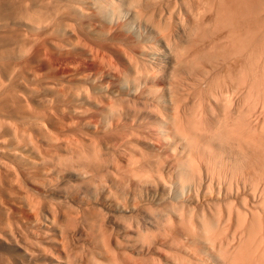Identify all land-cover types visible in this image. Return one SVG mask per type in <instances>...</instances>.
<instances>
[{
    "label": "bare ground",
    "instance_id": "6f19581e",
    "mask_svg": "<svg viewBox=\"0 0 264 264\" xmlns=\"http://www.w3.org/2000/svg\"><path fill=\"white\" fill-rule=\"evenodd\" d=\"M77 1L80 2L83 0H76V3ZM108 1L110 3L113 0H107V2ZM124 1V6L122 4H119L120 2L118 3L115 0V3L111 2L112 4H109L111 5L109 7L106 1V4H102L104 0L103 2L101 0L102 3L99 0H84V2L88 4L87 6L97 8L96 13H98L99 11L100 15L99 19H96L100 24H102V21L100 22V19H102L103 17L105 18L107 10L110 9V19L116 18L118 20L121 16L125 18V16H127L125 14L130 15L129 18L127 17L129 19L128 22L132 23V26L135 25V27L137 28L136 32H134V37L137 34V36H139V33L141 34V30L143 32V34L140 35V40H142V44H140L141 47L140 45L139 48L136 47L135 42L132 40L134 42L136 52L138 51L137 48L140 49L139 53L133 51L135 54H138L139 57L137 58H140L139 60L133 59L132 55H127L129 53V51L127 50V45V49L124 48L126 51H128L127 54L126 52H123L124 55L126 54L125 58H127V70L124 68V72L122 70V72L120 71L121 73H117L114 69L118 68L120 65L118 67H116L115 65L114 68L112 67V65L114 64H110V66L114 68H111L112 70H114V74H117L115 75L116 78L114 80L115 82L113 81V84H111V82L108 80L109 78L106 79L108 80V83L105 79H103V73L101 78L104 81L99 79L97 80L96 78L100 77L99 75H96L95 72V75L97 77L95 76V78H91L93 83L91 80H89L90 76H93V74H90V76L87 73H84L85 76L81 74L85 78H87V75L89 76L88 80L91 82L89 83V81L85 78H83V80L85 79V81L83 82L88 81L87 83H92L93 86L90 87L93 88L95 92L97 91L96 94L98 92H109L110 95L111 93L116 95V98L111 101L108 100V98H105V100H107L106 102L110 101L106 104L105 101H103L101 98L100 100L99 98H97V96L95 97L100 101H103L102 104H105H101L103 106L102 107L99 104L101 102H97L95 99V101L99 104H95V106H101V109H98L99 113L95 111L96 114H98L96 115V117L98 118V124L99 118L104 125H106L105 123L109 124V120L111 125L115 124L116 121L120 120L121 118V120H123V118L129 119L131 121V125L133 124L132 126H130L129 123L127 126L128 128H125L126 125L124 124L127 120L125 122L122 121V123L124 122V124L121 123L122 127L125 126L124 128L127 130L125 131L124 128L122 129L121 127V129L125 131V133H123L122 130L120 131L123 133V137H120L121 133L119 134L121 141L116 136L117 141L119 140L122 143L120 144V146H118L117 144H119V142L116 143V141L114 140L116 143L115 146H117L118 148L115 147L117 148V153L111 155L118 154L119 156L117 157H120V161L119 159H116V162H114L112 160L113 158L108 154L105 155L103 153L102 156L99 153L97 154L98 149L97 151L95 150L96 148L92 150L93 146L88 152L90 154L87 155V149L83 151L84 153H86V157L82 153H79V149L77 150L79 155H81L79 157L82 158V155L84 156L81 160L82 162L85 161V158L87 162L89 159V161L92 162L94 168L96 167L98 169L97 177L106 174L108 176L110 174L113 179H116L117 177V181L114 180V183L117 182V186H120V188L118 187L119 189L117 188L119 194L123 192L125 194V197L129 201V204L126 205V208L124 206V203L126 202L125 204H127V201L124 200L125 202L122 204V206L125 207L124 209L126 211L123 212V210L122 214H125H120V216V212H117L118 219L112 215L111 211H109V215L111 212V215L113 216V223L116 224V227H111V229L117 228L116 230L118 231L116 232L118 233L120 231L125 239L124 241H122L125 242L123 244L129 246L130 250L132 249L134 252H136V254H138L139 257L137 256V259H133L131 258L132 256H129V259H133L130 261H132V263L134 262V264H264V224L262 225V223H264V221L262 222V220L264 219H262L261 217V214L264 215V0ZM77 4L81 5V3ZM83 7L81 6V8L78 7L77 9H84L86 5L84 8ZM88 8L86 7V9L88 10L87 12L84 10H82V12L84 11L85 14L87 13V15L88 12L91 14L92 12L89 11ZM94 11L96 10L94 9ZM74 12L76 13V11ZM75 13H72V15L74 16ZM93 13L92 14L96 17V13ZM81 16L82 19L87 17L86 15L84 16L82 14ZM81 16H76V19L78 20V17L81 18ZM95 17H93V19ZM72 19L73 17L71 18V20ZM82 19L79 20V22H81ZM86 19L83 20H86L87 25L89 24L90 26H88L87 30L92 32L91 34H89L85 29V31L89 35L95 33V35L102 34L101 36L104 37L107 34L106 31L108 32V34L110 33L109 27H107L108 30H106L105 28H98L102 27V25L104 26V24L106 25V23H103L101 26H99L97 23L98 21L96 22L95 19H92V22L89 21L91 20V18L89 20L88 18ZM110 19H108V21H110ZM58 21L60 20L58 19ZM88 21L91 22L92 25L88 23ZM79 22L76 23L80 25ZM128 22H123V24L120 25L121 22L118 23L117 21V25H120V27H122V30H124L125 32L129 30ZM84 23L85 22H83V24ZM96 25H98V29L96 28ZM112 25L115 26L116 23L111 24L110 27ZM106 26L109 25L107 24ZM113 26L110 29H113ZM83 27H81V29H83ZM120 27L119 30H121ZM85 28H87V26ZM81 29H79L80 32L82 31ZM137 30H140L139 33H137ZM118 31L116 33H118ZM82 32L81 33L84 35L85 32ZM111 36L108 35L109 38H113V36ZM127 36L128 35L126 34V38L130 40V38H128L130 36V33L129 36ZM108 37L107 39H109ZM115 38L116 37H114V39ZM122 38L123 36L121 37V39ZM135 41L138 43L139 40ZM103 43L105 44V42ZM130 45L132 46L133 44ZM134 46H132V48ZM113 47H116V42L115 46ZM122 47L118 49L119 54H121V50L123 49ZM129 50L130 52L132 51L131 49ZM97 51L99 50H96L95 54ZM100 53L104 54L103 51ZM106 56L107 55L105 53L104 58ZM96 57L98 58V54ZM121 57L118 58L120 59ZM166 57H168L167 63L164 62V59ZM100 58L101 57H99V59L97 60L101 61L103 57L101 59ZM107 59L108 58H106V60ZM108 60L110 61L111 59L109 58ZM136 60H138V62ZM109 61H105V63ZM108 66L107 68L105 66L104 69L109 70ZM161 66H164L167 72V75L165 74L166 72H164L165 77H167V83H165L164 85H160L161 83L158 84V81L156 82L157 79L155 80V77L158 76L157 73ZM111 71L109 70V73ZM160 73L162 75V71H160ZM105 74V78H107V71ZM110 74H108V76ZM114 74H112L113 77H115ZM81 75L78 74L76 76L77 79L79 78V76L81 78ZM111 78L112 77H110V80ZM104 82L106 84H109L110 82V85L108 86ZM84 84L81 85L84 87ZM77 90L81 91V89ZM73 92L76 93L75 91ZM82 92L86 93L87 91L85 92V90H82ZM95 92L93 93L95 94ZM78 93L72 94L73 96L76 95L77 97ZM105 93L104 96L108 97L109 94L107 93L108 96H106ZM89 94L92 93L90 92ZM129 94L135 96H129ZM136 95L138 96L136 97ZM73 96L69 94V97H66H71L72 99L74 98ZM80 96L83 97L82 102L84 103V97L89 95ZM102 96L103 95H101V97ZM112 97L110 96L109 98ZM91 98L89 99L91 100ZM76 99H74L73 101L77 107L76 101L77 103H79L80 101ZM63 100H65V98ZM71 101L69 100V102ZM87 103L89 102L87 101ZM64 105L66 106V104ZM82 105L80 104V106ZM86 105H84V108L81 107L82 111L79 108L80 106L77 107L80 111L76 109V107L73 108V110L71 108V111H75L74 109H76L79 111V113L81 112V114L82 112H84L83 115H85V112L88 109L90 110L89 112H91L92 110L88 107L89 105L87 106L88 108H86ZM256 106H258L259 109L261 108V112L259 113H263L262 118L258 119V117H253ZM90 107L92 108V105ZM95 108L93 106L94 110ZM257 109L258 108H256V112L258 113L259 110L257 111ZM93 113L91 114L92 116H94ZM257 113H255V115ZM84 117L85 116H83V119H81V122L83 120V125L85 124L84 121H86L84 120ZM77 118L71 117L70 119L77 120ZM90 120L92 123L89 122ZM90 120L87 121L88 124H86L85 126H88L89 128L87 127L86 129L85 127L81 126L89 132L95 127L94 125V127L92 126L90 128V124L97 122V119H95V122H93L92 119ZM111 120L115 123H112ZM79 121L77 122L80 124ZM77 122L75 121V124ZM67 123H69V121L66 122V124ZM138 123L139 125H137ZM121 124L118 125L121 126ZM68 125L71 128L72 125ZM97 125L96 127L101 126ZM111 125L109 126L110 129L108 128L109 133L110 130H112ZM118 125L116 127L112 125L113 132L114 127L117 130L120 129L117 128ZM65 127L64 129L66 130L70 129H67V127ZM101 127L100 129H104V126L102 128ZM107 127L108 125L105 126L106 129ZM73 128L74 127H72V129ZM85 129L84 132L86 131ZM108 129L104 130V132L106 133ZM116 129L115 131L119 133ZM95 130L96 132H92L96 134L98 130L97 128ZM76 131H73L72 136L69 135V141L70 138L73 137L74 132H76L75 134L79 133V135L83 133L81 131L80 134V130L78 132V129ZM87 133H83L81 137H84L85 134L87 135ZM98 133V136L105 134H101V130L100 133ZM109 133H107L106 135L109 136ZM75 134L74 136L76 137ZM95 134L91 133L92 136H94ZM112 134L116 135L115 132ZM79 135H77V137L81 140L82 138ZM97 135L96 137L94 136L96 141L104 140L107 142L110 138H107L106 135H104L105 137H101H104L103 139H98ZM114 135L113 137H111V139L114 138ZM59 136L55 135L54 141L56 139L58 140ZM63 136H60L62 137L60 138V140L65 138V136L64 138ZM86 137H84V139H86ZM68 138L65 139V142L68 141ZM90 138V142L91 144H93L94 139L93 141H91L92 137ZM78 139L75 138L76 141ZM87 140L89 141V139ZM112 140L111 142L113 143ZM63 141L64 140H62V142ZM88 141L86 142L89 143ZM57 142L60 143V145H57H62V142ZM65 142H63L64 145L67 144ZM77 142L79 144V141ZM81 143L82 144H80V146L83 145L82 141ZM87 143L84 142V146H86ZM101 145L104 144L101 143ZM106 145H109L108 142L106 143ZM111 145L113 146L114 143L110 144L109 146ZM78 146L79 145H77V147L75 146L76 149L78 148ZM94 146H98L97 148H99L100 145H98L97 143V145ZM72 147L74 146H71V148ZM75 147L74 150H76ZM106 147L108 148V146ZM21 148L24 149V146H22ZM29 148L24 150L29 151ZM68 148L66 147L65 149L67 150ZM82 148L84 147L82 146ZM100 149L102 148H99V152H101ZM56 150H53L54 153ZM30 151L33 152L32 149ZM104 151L105 150H103L102 152ZM22 152L25 153L24 151ZM80 152L82 151L80 150ZM78 153H74L72 158H70L71 160L73 159L72 162L74 161L75 164V160L80 159L77 156V159L74 160V158L76 157L75 154L78 155ZM34 155L32 156L34 157ZM57 155L59 157V152H57ZM57 155H54V158H57V161L59 162L58 157H56ZM64 155L60 154V156L62 157H64ZM70 155H72V151ZM39 157H37L38 160ZM41 157L40 159L42 160L43 157ZM62 157H60V160L63 161ZM65 157L63 162H65V159L67 160V157L69 158V156L66 155ZM114 158H116V156ZM62 161L59 162L60 165L64 164ZM68 161L67 163L65 162L64 166L69 163ZM78 162L80 163V160L77 161V164ZM84 163L79 164V167L83 165V168ZM87 166L89 167V165ZM93 166H90L91 169L93 168ZM90 167L89 170L85 168L87 170L86 173H90ZM73 168L74 169H71V171L76 169L75 167ZM77 170L78 168L76 169V171ZM113 170H115L114 173H118L119 176H116L114 178V176L118 174L113 175ZM83 171L81 174H83ZM92 172L93 170H91V173ZM107 175L106 177H108ZM88 176L86 178H88ZM101 177L103 176H100V179L96 178V180L94 178L92 180H95V183L100 180L99 184L102 185L107 182L106 180L111 178L109 177L108 179L104 180L105 178ZM86 178H84V181ZM101 179L106 182L101 183ZM92 180H90L89 178L90 183L92 182ZM127 184H129V188L127 190H124V188H127ZM106 188H104V190H106ZM109 188L110 187H108L107 189L111 190ZM110 193L112 194V191H110ZM110 193L105 192V194L103 195H109L110 199L112 200V198L114 197L113 195H110ZM120 195H122V193ZM120 195L116 196L121 197ZM117 197H115L114 199H119ZM99 198H101V194ZM110 199H108V201ZM118 201L122 202L121 199H119ZM118 201H112L114 202L113 205H115V202ZM87 205H89V203ZM116 207L119 206L117 205ZM87 209L89 210L82 209L81 211L88 212L90 211L91 207L89 208L88 206ZM99 209L102 208L100 207ZM93 213H95V210ZM82 215L84 214L82 213ZM108 217L106 219L111 220V216L110 218ZM248 217H252L251 220ZM66 219L69 220L70 218L66 217ZM82 220L84 219H81V221ZM69 221H71V219ZM83 223H85V221ZM93 223L97 226H92L94 228L96 227L95 229L97 230V232L99 230L100 234L95 232V237L94 235H91L94 238H96V236L98 237V235L101 234V236H103V233L105 232L104 230H106L107 227H105L103 222L101 224V222H99V219L96 223ZM111 226L114 225L112 224ZM106 233L108 232L106 231ZM109 234L111 233L109 232ZM106 235L107 236L105 237L103 236V239H100L104 241V243L100 241L103 245L105 243L107 244L108 238L110 237H108V234ZM98 239L94 242L99 243ZM104 239L107 241H105ZM116 243L119 242L116 241ZM107 245H109V243ZM107 245H105V247ZM103 247L104 246H101V248ZM99 248L100 246L97 248V250ZM101 248L100 251H102ZM110 249L106 250H109L108 254L112 252L111 250H117L115 248V250L113 248L111 250ZM123 252L127 251L123 250ZM155 252L159 253L160 258H158V255L155 256ZM96 253L98 254L99 252L97 251ZM129 253L130 251L127 252V254ZM108 254L107 256H105L104 254L103 257H108L106 258L108 260H110L111 257V260L116 259V262L118 264L122 263L123 260H121V262H118L119 258L117 259V257H120L121 255L119 256L117 254L118 256H115L116 258H112L115 252L113 255L110 253V257L108 256ZM126 256H124V261H126ZM68 258L69 257L65 259L66 262ZM70 259L72 260L73 258ZM96 259L97 258H95V261H97ZM114 261L115 260H113L112 264L114 263ZM71 262H73V260ZM98 262L99 264H107L106 262L101 263L100 261H97V264ZM109 262L111 264V261H108V263Z\"/></svg>",
    "mask_w": 264,
    "mask_h": 264
},
{
    "label": "rangeland",
    "instance_id": "374dc122",
    "mask_svg": "<svg viewBox=\"0 0 264 264\" xmlns=\"http://www.w3.org/2000/svg\"><path fill=\"white\" fill-rule=\"evenodd\" d=\"M99 1L101 2V0H99ZM105 1L107 2V0H104V2L102 0L103 3L102 2L101 3L104 4ZM123 1L124 0H116V2H118V3L120 2L119 4H122L124 6L125 1L124 2ZM111 2L115 3V0H113ZM111 2L110 3H109V1L107 2L108 3L107 5L109 7L111 6L109 4H112ZM77 3H81V5L77 4ZM77 3H76V0H0V85H1L0 86V264H70V263L71 264H97V261H100L101 263L106 262L107 264H110V262L108 263V261H111V264H112L113 260H115L114 263H117L116 259L111 260V257H110L111 254L112 255L114 254V252H115V254L112 256V258H116L118 255L119 256L121 255L120 257H117V259L119 258L118 262H121V260H123L122 263H119V264H129V262H130V264H134V262L132 263V261H130V260L137 259L139 257L138 254H136V252H134L132 249H131L132 251L130 250L129 246H126V244L125 245L123 244V243H125V242H122L125 240L123 235L121 234L120 231L118 232L119 234L116 232V231H118V230H116L117 228L114 229L116 227L115 226L116 224L113 223L114 221H113L112 217L114 216L115 218L118 219V213L119 212H120L119 216H120V214L121 215L125 214V213L122 214V211L124 210L123 212H125L126 210L124 208L126 207V205L129 204V201L125 197V194L123 192H121L122 195L124 194L123 195L124 197L122 195H120L121 193L119 194L118 189L120 188V186H117V182L114 183L115 181H117L116 176H119V174L114 173L115 170H113V173H114L113 175L118 174V175L114 176V178L116 177V179H113L110 176V174H109V176L106 174L108 177H106V175H100L99 174L100 176H103L101 178H105L104 180L108 179L109 177H111L112 179L109 178L108 180H106L107 182L101 179L102 180L101 183H103V182H106V183L101 185V184H99V182H100V180H99L96 182L98 184H96L95 180L93 181L92 179H94V178L100 179V176H98L99 178L97 177L98 169L96 167L94 168L92 162H90L88 158H87L88 162L86 161V158H85V161H83V162L81 160L84 157L83 155H85L86 153H87V155L90 154L88 152L90 151L92 146L94 147V148L92 147V150L96 148L95 150L97 151V149H98L97 154L99 153V154H101V156L103 155V153L105 155L108 154L113 158L112 160L114 162H116V159L120 158V157H117V156H119L118 154H116V155H111V154L117 153L116 149L118 147L115 146L116 143L119 142V144H117V145L120 146V144L122 143V142H120L121 141L120 137H123V133H125V131L127 130L125 128H128L127 126L129 123H130L129 124L130 126H132L133 124L131 125V121L129 119L123 118V120H121L122 119L121 118L120 119L121 122H120V120L116 121V123H118L119 125L122 123V121L125 122L127 120L125 122V124H124V122L122 123V124L126 125V127L125 126L122 127V124H121V126H119L118 124H116L115 122H113L111 120L112 123L116 124V125L115 124H112V125H114L115 127L118 125L117 128H120L119 130H117L114 127V132L116 134V135H114V134H112V133H114L112 131L113 126L110 124V120H109L108 122L111 125L112 130H110V133H109V129H110L109 126L110 125L105 123L106 125H108L107 129L108 128L109 129H108V131H106V133L104 132V130H107L105 128L106 125H104L101 122L100 118H99V124H98V118L96 117V115H98V114H96V112L99 113L98 109H101V106L104 104V103L102 104L103 101H105V104H106V103L110 102L111 100H113L114 98H116L115 97L116 95H114L112 93L110 95L109 92H106V93L105 92H98L99 94L97 93L98 94L97 95L96 94L97 91L95 92L94 89L90 87V86H93V84H92L93 81L91 80V78H95L96 75H99L100 78H98L96 76L97 80L98 79L99 80H103V79L106 80L109 78L108 80L111 82V84H113L115 82L114 80L116 78L115 75H117L116 73L114 74V70H115V72L118 73L120 71L122 72V70L124 72L125 69L127 68V66H126L127 58H125V57H126V54L128 51H129V53L127 54L128 56L132 55L133 59H138V60L140 59V58H137V57H139L138 54H135L134 52H136L135 46L139 48V45L142 44V42H141L142 40H140V37H141L140 35L143 34V32L141 30V34H140L139 33L140 30L139 31L137 30L138 31L137 33H139V36H137L138 35L137 34L134 37V35H135L134 32H136L137 28L135 27V25L132 26L133 24L128 22L129 21L128 18L130 15L125 14V15H127V16H125V18L123 16H121L120 17L121 19L119 18L118 20L116 18H114L115 20L110 19L111 18L109 16L110 15V9L107 10V14H106L105 18L103 17L104 19L103 18L100 19V22L102 21L101 22L102 24L106 23V25L107 24L109 25V26H106L104 24V26H106V27H104L97 20V19H99L100 14H99V11H98V13H96L97 12L96 7L87 6L88 4L86 2H84V0L80 1V2L77 1ZM118 3H116V4H118ZM74 4H75V6H74ZM76 4L80 8H81V6L85 7V5H86L87 8L89 7L88 8L89 11H91L92 13L93 12L96 13L95 14L96 17L93 15L94 13L93 14L91 13L93 16L89 12H88V15H87V13L85 14L84 11H86V12L88 11L86 9V7L85 8L83 7L84 9H81V10H80V8L77 9L78 7L76 6ZM94 9L96 11H94ZM82 10H84V11L82 12ZM74 11H76V13ZM71 12L75 13L76 16H81V14L84 16L86 15L87 17H85L83 19L88 18V20H89L91 18V20H89L91 22H92L93 17H95L94 19L96 22L98 21L97 22L98 25L99 26L102 25V27H98V25H96V28L97 27L99 29L105 28L106 30H108L107 27H109L110 33L108 34V32L105 30L107 33L106 36L107 37H108V35L111 36V32L113 31L112 32L113 38L108 37L109 39H107L106 36L103 35L104 37H102L101 36L102 34H99V35L96 34L95 35V33H93L95 35V37L93 34L89 35L92 32L87 30L88 26H89V24L87 25V23H86L87 19L83 20L82 16H81V18L78 17L79 19L77 20L76 19L77 17L75 15L73 16ZM78 14H80V15H78ZM71 15H72L74 20L73 19L71 20V18H72ZM89 16H91V17H89ZM108 16H109V18H108ZM107 18L110 19V21H108ZM58 19L60 21H58ZM68 19H70V20H68ZM75 19H76V21H75ZM81 19H82V21H81L82 23L79 22V20H81ZM89 21H88V23H90L92 25V23ZM117 21H118V23L121 22L120 25L123 24V22H128L129 23L128 24L129 30L124 32V30H122V27H120V25L119 26L117 25L118 24ZM76 22L77 23L79 22L80 25L77 24ZM83 22H85L84 24H86V25H84ZM110 23L111 24L116 23L118 28L116 25L115 26L112 25L113 29L116 27L114 30L116 31V29H117V31H118L119 27H120V29H121V30H119L120 32L118 31V33H116L117 31L115 32L113 29H110L112 27V26L110 27V25H111ZM130 25L133 27V29ZM86 26H87V28H85ZM81 27H83L84 30L81 29ZM79 29H81L82 31L85 32L84 35L82 34L83 32L81 31L82 32L81 33ZM85 29H86V31H88L89 34L85 31ZM110 30H112V31H110ZM131 30H132V32H131ZM121 31L124 33V35ZM129 33H130V36L132 34L133 35L130 37ZM117 34H121L123 36V38L121 39L122 36L117 35ZM126 34L129 36V37L128 36L127 37L130 38L131 41L126 38ZM99 36H101L102 38ZM118 36H119V38H118ZM114 37H116L115 38L116 40L114 39ZM126 39L128 40V43H127ZM132 40L135 42V46H134V42ZM135 40H139L141 43L139 41L137 43ZM99 42H101V43H99ZM103 42H105V44ZM115 42H116V47H113V46H115ZM122 42L126 43V44L124 43L125 46ZM111 43L113 44V46ZM129 43L133 44L132 46H134V47L132 48V46ZM101 45L103 46V48ZM126 46L128 49L126 48ZM121 47L123 49L124 48L127 49L128 51H126L125 49L124 50L120 49L121 54H119L118 49ZM140 47H141V45H140ZM94 48H96V49H94ZM100 48H101V50H100ZM138 48H137L138 51L136 53H139L140 49H138ZM109 49L110 50L113 49L112 50L113 52L110 51ZM129 49H131L132 51L130 52ZM96 50H99V51H97L95 54ZM107 50H109L110 52ZM102 51L104 52V54L100 53ZM123 52H126V54L124 55ZM105 53L108 57L106 56L104 58ZM97 54H98V58L96 57ZM100 54H101V56H100ZM108 54L110 55V57ZM123 55H124V59H123ZM135 55H136V57H135ZM99 57H101V58L103 57L102 59L100 58L101 61L97 60V59H99ZM118 57H121L122 59L120 58L121 59L120 60ZM106 58H108V59L110 58L111 60L110 61L108 59L106 60ZM138 60H136V61L138 62ZM164 60H165L164 62L167 63L168 57H166ZM105 61H109L110 63L109 62L105 63ZM118 61H120V62L122 61L121 62L122 66H121V63ZM102 62L104 63L106 68L109 65L108 67H109L110 71L115 68V65H116V67H118L119 65L120 66L118 68H115L114 70H112L113 72L111 71L110 72L111 74H110L109 70L104 69L105 66L103 65ZM123 62L125 63V65ZM107 63H109V64H107ZM110 64L111 65L114 64V65H112V67H114V68H112L110 66ZM163 68H164V66L160 67L161 70L159 69V71L157 73L158 76H156L157 78L155 77V80L157 79L156 82L158 81V84L161 83L160 85H164L165 83H167V80H166L167 77H165V74L167 75L166 68H164L165 71ZM105 70L107 71V78H105V76H106ZM160 71H162V75L164 74V72H166V73L162 76ZM95 72H96V75H95ZM84 73L89 74V76H90V74H93V76L91 75L92 77L90 76V79H89L92 81V83H91L92 85L89 84L91 81L88 80V78H89L88 75L86 76L87 78L83 77V76H85ZM102 73L104 76L103 79L101 78ZM159 73L161 76L159 75ZM78 74L79 75L82 74L83 76L81 75V78L79 76V78L77 79L76 76ZM108 74H110V75L108 76ZM112 74H114L115 77H113ZM110 77H112L111 78L112 81L110 80ZM83 78L87 79L89 81V83H87L88 82L87 80H86L87 82H83V81H85V79L83 80ZM108 80H106L107 83H108ZM110 82H109V84H106L105 82L104 83L109 86ZM84 83H87V84H84ZM81 84L82 85L84 84V87ZM81 86H82V88H81ZM77 89H81V91H79ZM82 90H85V92L87 91L86 92L87 94L83 93L84 91L82 92ZM73 91H75L76 93H74ZM92 91L95 92V94ZM78 92L80 93V95H83V96L89 95V96H86L87 101L89 103H87L86 97H84L85 98L84 103L86 102L87 105H86V103L84 104L82 102L83 97L80 96ZM88 92L89 93L91 92L93 94V96H92V94H89ZM72 93L73 94L78 93V96L77 97H76V95L73 96ZM100 93H103V94H100ZM104 93L106 96H108V94H109V96L105 97ZM69 94H71L74 98H72V99H71V97L68 98ZM101 95H103V96L101 97ZM66 96H68V97H66ZM79 96H80V98H79ZM96 96L99 99L101 98L103 101H100L101 99L99 100V99L95 98ZM110 96L111 97L113 96V97L109 98ZM129 96H135V95L129 94ZM137 96L138 95H136V97ZM64 98H65V100H63ZM76 98H78V99H76ZM89 98H91V100H93V101H91ZM105 98H108V100H110V101L106 102L107 100H105ZM74 99L80 101L79 103H77V101H76L77 107H79L80 104L82 105V103H83V105L79 107L80 110L82 108H84V105H86L85 106L86 108L89 107L90 109H92L91 112H89L90 111L89 109L87 110L85 108L87 110L86 111L87 113L85 112V115H83L84 112H82V114H81V112L79 113L80 110L76 107V105L73 101ZM88 99L92 102V104ZM95 99L97 102H101L99 104L100 105L102 104V105L101 106H95V104L99 105L95 101ZM69 100L70 101L72 100L71 102H73V103L69 102ZM63 102H64V104H66V106L63 104ZM67 105H68V107L69 106L70 107L68 108ZM91 105H92V108L90 107ZM93 106H94V108L96 107L95 110L93 109ZM258 106H256V108H258L257 111L259 110L258 111V113H259V112H261V110H260L261 108L259 109ZM75 107L79 111L76 109H74V110L77 112L71 111V108L73 110V108H75ZM97 107H99V108H97ZM256 108H255L253 117L254 116L258 117V119L262 118L263 113L262 114L259 113L261 115L260 116L256 112ZM83 111H85V110H83ZM93 112H95V113H93ZM92 113L94 114V116L91 115ZM255 113H257L256 114L257 116L255 115ZM79 114L81 116L82 115L85 116L84 120H86V121H84L85 122L84 125H83V120L81 122V119H83L82 118L83 116L81 117ZM87 115H89L90 117ZM78 116H80V117H78ZM69 117L70 118L71 117H73V118L78 117V118H77V120L76 119L72 120ZM94 118L97 119L96 120L97 122H95ZM66 119L67 120L69 119L68 120L69 123H67V124H66V122H68V121ZM87 119L88 120L92 119V121L95 122L93 124H90V123H92L90 120L89 124L91 125L90 128L92 126L94 127V125H95L94 128L95 129L97 128V130H98L97 133L98 132L100 133V130H101V134L105 133L104 135H106L107 133H109V136L106 135L107 138L110 137L109 138L110 140L108 139L107 142L109 145L114 143L113 146L111 145L113 148L109 145H106L107 142L104 140H100V141L97 140L96 141L95 137H96L97 133L95 134L92 132V131L96 132V130L94 128L91 129L90 132L86 130L88 127V126L85 127L86 124H88ZM145 120H147V119H145ZM75 121L76 122L79 121L80 124L77 122L76 124H79V125H76ZM57 123H58V125H57ZM72 123H73V125H72ZM96 123L99 126L103 125L104 129L102 128L103 126L102 127L100 126L102 129H100V127H96V125H97ZM68 124L72 125L71 128ZM74 124L76 127L74 126ZM65 125H66L67 129L70 128L72 130V132L70 129L69 130L64 129ZM137 125H139V123ZM81 126L85 127L86 129L81 127ZM130 126H129V128H130ZM72 127H74V128L72 129ZM121 127H122V129L125 127L124 128L125 131H123L121 129ZM77 129H78V132L80 130V134H81V131L83 133L88 132L87 135L85 134V136H84V137L87 136L88 138L86 137V139H84V137H81V135H83V133L81 135H79V133L75 134L77 132L76 131ZM84 129L87 132L86 131L84 132ZM115 129L119 133H117L115 131ZM102 130H103V132H102ZM121 130L123 131V133L120 132ZM73 131H76V132H74L76 137L74 136V134H73V137H71ZM91 133L95 134L94 135L95 137L92 136ZM59 134H60V136H63V135L65 136V138L63 136V138H64V139H62V140H64L63 142H65L66 141L65 139H67L69 137V135H71L70 141L68 138V141L65 142V143H67L66 144L67 146L63 144L62 140H60V138H62V137H60ZM119 134H120V137H119ZM55 135L59 136L58 140L55 138L56 142L54 141ZM66 135H67V138H66ZM77 135H79L82 139L81 140L78 139ZM104 135H99L100 137L97 135L98 136L97 138L99 139ZM113 135H114V138H112L113 139L112 140L111 137H113ZM116 136L119 138L120 141L119 140L117 141ZM90 137H92L91 141H93V139H94V141H93L94 145H97V143H98V145H100L99 148H102L105 151L102 152L103 150L100 149L101 152H99V148H97L98 146H94L93 144H91V142H90L91 138ZM72 138H73V141H72ZM75 138L78 139L77 141H79V144L75 140ZM103 138H101V139H103ZM87 139H89V141ZM85 140L88 141L89 143H87ZM111 140L113 141V143L111 142ZM114 140L116 141V143ZM122 140H123V138H122ZM57 141L62 142L61 143L62 145L59 146L60 143ZM74 141H76V142H74ZM81 141L83 142V145L80 146V144H82ZM68 142H70V143H68ZM84 142L87 143V145L89 147L86 144H85L86 146H84ZM75 143H76V145H75ZM101 143L104 145H101ZM57 144H59V145H57ZM77 145H79V146L76 149ZM22 146H24V149H27L30 147L29 151L22 149L21 148ZM54 146H56V147H54ZM68 146L70 149L68 148ZM71 146H74V147L76 146L75 147L76 150H74V147L71 148ZM82 146L84 148H82ZM106 146H108V148ZM63 147H65V148L67 147L68 148L67 150L69 152ZM115 147H117V148H115ZM33 148H34V150H33ZM31 149L33 152L30 151ZM78 149H79V153L83 154L82 158L79 157L81 155H79V153L77 152ZM21 150L24 152L26 151V152L23 153ZM53 150H56L57 152H59V157L57 155V152L55 151V153H54ZM80 150L82 152H80ZM85 150H86V153L83 152ZM35 151H37V152H35ZM71 151H72V155H70ZM74 151H76V152H74ZM105 152H107V153H105ZM38 153H40L41 155ZM74 153H78V155L75 154V156H76L75 158L73 157L74 160L77 159V156L80 158V159L75 160L76 164H77V161L80 160V163L78 162L77 165L75 164L74 161L72 162L73 159L72 160L70 159V158H72ZM36 154H38V155H36ZM52 154H53V156H52ZM60 154L61 155L65 154L66 156H69V158L67 157V160L65 159L66 163L69 159V161H68L69 163L67 165L64 166L65 162H63L65 155H64V157H62V156H60ZM32 155H34V157ZM54 155H57L56 157H58L59 162L62 161V160H60V157H62L63 158L62 162L64 164L60 165V163L57 161V158H54L55 157ZM36 156L37 157L42 156L43 158L41 157L42 158V160H41L39 157V160H38V158ZM115 156H116V158H114ZM85 157H86V155H85ZM119 161H120V159H119ZM84 162H86V163H84ZM71 163H73V164H71ZM83 163H84V167H83L84 169L82 168L83 165L80 166L81 168L79 167V164H83ZM90 163H91V165H90ZM87 165H89V167L93 166L92 169L90 167V173L89 172L86 173V171L89 170V167ZM70 167H72V168H70ZM73 167H75V168L77 167L78 170L76 171V169H77L76 168L75 170L71 171V169H74ZM86 167H88V168H86ZM64 168H65V170H64ZM225 168H227V167H225ZM57 169H59V170H57ZM80 169L82 171L84 170L85 172L83 171V174H81L82 171ZM91 170H93L92 173H94V174L91 173ZM246 172H247V170H246ZM84 173H85V175H84ZM90 174L93 176L95 175L96 177L94 176V178H93V176H91ZM88 175H90L91 177ZM87 176H88V178H86ZM84 178H86L85 181H84ZM89 178H90V180H92L91 183L89 181ZM110 182H112V183H110ZM79 183H81V184H79ZM77 184H79V185H77ZM85 184H86V186H85ZM90 184H91V186H90ZM110 184H112L113 186ZM105 185H107V186H105ZM115 186H117V187H115ZM128 186H129V184L126 185L127 188H124V190H127L129 188ZM103 187L104 188L110 187L109 189H111V190H108L107 188H106V190H104ZM55 189H56V191H55ZM59 189H61V190H59ZM110 191H112V194L110 193ZM120 191H121V189H120ZM105 192L106 193L109 192L110 195H113L114 198L117 197L118 195H120L122 198L121 197H117V198L121 199L122 202L118 201L119 199H114L112 197H111L112 198V200H111L109 195L104 196L103 194H105ZM116 192H118V193H116ZM100 194H101V198H99ZM108 199H110V200L108 201ZM116 200L121 205L118 202H115V205H113L114 202H112V201H116ZM124 200L127 201V204H125L126 202ZM88 203H89V205H87ZM109 203H110V205H109ZM123 203H124L125 207L122 206ZM92 204H96L97 206L92 205ZM111 205H113L114 207ZM117 205L119 207H116ZM88 206H89V208L91 207L90 211H88V212L87 211H84V212L81 211L82 209L89 210V209H87ZM99 206L102 209H99L100 208ZM97 207H99V208H97ZM94 210H95V213H93ZM101 210H102V213H101ZM107 211H108V213H107ZM109 211L112 212L113 216L111 215V212L109 215ZM91 212H92V214H91ZM82 213L84 215H82ZM88 215H90V216H88ZM104 215H105V217H104ZM261 215H262L261 216L262 219H264L263 218L264 215L263 214H261ZM83 216H85V217H83ZM110 216H111V218H110ZM66 217L70 218L71 221H69L70 219L69 220L66 219ZM107 217L110 218L111 220H109V219L107 220L106 219ZM85 218H87V219H85ZM91 218H93V219H91ZM103 218H105V219H103ZM248 218H250V220H251L252 217H248ZM81 219H84V220L81 221ZM94 219H97V220H94ZM98 219H99V222H101V224L103 222L105 227H107V229L104 230L105 232L103 231L104 232L103 236L104 237L107 236L106 234H108V237L110 236L109 238L107 237L108 238L107 244L109 243V245H107L106 243L104 245L101 244L100 241H102V240H100V239L104 238L103 236H101L102 234L98 235V237L96 236V238H94L96 235L95 232H97V230L95 229L96 227L95 228L93 227L94 225H96L93 222L96 223L98 221ZM262 219H260V220H262ZM88 220H89V222H88ZM84 221H85V223H83ZM263 221L264 220H262V222ZM91 222H92V224H91ZM72 223H73V225H72ZM111 223L114 226H111L112 225ZM65 224H67L69 226H67ZM80 224H83V225H80ZM263 224L264 223H262V225ZM71 225L73 228L71 227ZM111 227H114V228L111 229ZM82 228L84 229V232H83ZM81 229H82V231H81ZM87 229H89V230H87ZM97 229H98V227H97ZM103 229H104V227H103ZM106 231L108 233H106ZM89 232H90V234H89ZM109 232L111 234H109ZM97 233L100 234L99 230ZM91 234L94 235V237ZM113 235H114V237H113ZM91 238H93V239H91ZM107 238H105V239H107ZM97 239H98V242L100 244L97 242H94ZM105 241H107V240H105ZM116 241L119 243H116ZM121 242H122V244H121ZM95 243H97V244H95ZM102 243H104V241H102ZM98 244H99L100 248H101V246H104L103 248H101L103 252L100 251V248L97 250V248L99 247ZM105 245H107V246L105 247ZM109 247L111 249L115 248L117 250L113 251ZM107 249H110L112 251V252H110L111 254L109 253L110 256L108 254L109 250L106 251ZM104 250H105V252H104ZM119 250L121 251V253ZM123 250L127 251V252L130 251V253L127 254V252H123ZM97 251L99 252L98 254L96 253ZM67 253H68V255H67ZM102 253H103V255H102ZM157 253L158 252H155V256L158 255V258H160L159 253L158 254ZM104 254H105V256H107V254H108V256L110 257V260L106 259L108 257H103ZM99 255H100V257H99ZM123 255L126 256V258H125L126 261H124ZM129 256H132L131 258H133V259H131V258L129 259ZM67 257H69L67 259V262H69V263H67L65 260ZM91 257H93V258H91ZM70 258H73L72 259L73 262H71L72 260ZM95 258H97L96 259L97 261H95ZM120 258H122V259H120ZM127 260H129V261H127ZM64 262H66V263H64ZM98 264H99V262H98Z\"/></svg>",
    "mask_w": 264,
    "mask_h": 264
}]
</instances>
